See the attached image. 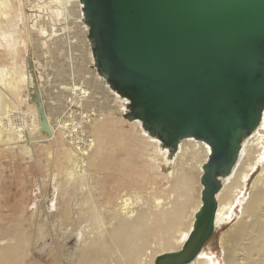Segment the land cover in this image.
I'll use <instances>...</instances> for the list:
<instances>
[{"label": "bare ground", "instance_id": "bare-ground-1", "mask_svg": "<svg viewBox=\"0 0 264 264\" xmlns=\"http://www.w3.org/2000/svg\"><path fill=\"white\" fill-rule=\"evenodd\" d=\"M74 1L80 10L69 6L72 0L45 3L54 16H40L37 32L50 39L58 37L59 29L48 26L49 20H65L66 6L75 11L74 16L81 17L76 24L84 28L83 5L80 0ZM20 4L21 0H0V153L26 154L40 161L35 157L40 151L36 144H45L48 162L59 160L64 180L56 183L52 197L43 194L37 208L40 222L36 224L28 217L25 206H8L9 202L0 198V264H42L35 262L39 260L36 250L42 249V243L48 251L47 264H65L63 243L58 237L62 234L78 236L73 264H155L160 254L181 249L202 204L201 176L210 146L195 138H185L170 159L169 150L157 138H146L148 133L140 120H130L131 129L115 137L137 143V157L144 154L140 168L137 166L136 173L126 164L113 169L115 151L108 146L107 135L118 122L114 113L118 112L123 119L128 101L95 69L97 79H87L83 74V81L64 87L67 95L62 108H57V120L47 118L33 74L37 63L29 57L27 75L19 70ZM64 28L70 35L72 27ZM46 43L43 41V46ZM89 51L94 62L91 44ZM72 77L76 79L74 73ZM26 110L32 113V120ZM140 134L146 135V139ZM147 140L152 145H147ZM105 168L111 172L106 173ZM258 168L260 172L248 191L249 180ZM116 176L120 182L109 184V179ZM96 179H100L99 183L104 179V186L95 184ZM49 200L51 205L47 206ZM74 202L78 206L76 212ZM217 202L215 230L235 219L221 236L223 259L204 245L189 264H264V113L258 129L244 140L232 173L223 179ZM8 210L17 212L7 216ZM34 228L39 235L32 239ZM50 239L52 244L48 247Z\"/></svg>", "mask_w": 264, "mask_h": 264}, {"label": "water", "instance_id": "water-1", "mask_svg": "<svg viewBox=\"0 0 264 264\" xmlns=\"http://www.w3.org/2000/svg\"><path fill=\"white\" fill-rule=\"evenodd\" d=\"M94 68L173 158L195 138L211 152L202 204L181 249L189 264L215 231L217 195L264 113V0H80ZM44 123V122H43Z\"/></svg>", "mask_w": 264, "mask_h": 264}, {"label": "rangeland", "instance_id": "rangeland-1", "mask_svg": "<svg viewBox=\"0 0 264 264\" xmlns=\"http://www.w3.org/2000/svg\"><path fill=\"white\" fill-rule=\"evenodd\" d=\"M45 3L50 5V0H21V21L19 20L17 30L20 32V38L22 39L19 45V56L17 59L19 70L22 75H27L29 57H32V59L35 61V65L37 63L33 74L39 86L42 106L44 108L46 117L48 118L49 116L52 121H56L58 117L57 108L60 106L62 108V101L67 95V91L64 87L71 86L76 83L78 84V80H84V75H87V79L90 80L92 77L93 79H97V76L96 73H94V62L91 59V54L89 51L90 42L87 36L88 26L85 24L84 28H80L76 22H80L82 20L81 17L78 15L74 16L73 14L75 11L70 10V7H73L71 4L80 10V6H77V1L72 0V2L69 3L70 7H65L66 14L68 15L65 20H56L55 17H53L55 18V23H52V21L49 20L50 23L48 26H54L59 29L58 37L51 39L50 36H44L36 30L40 16L44 19H51L53 15L52 10H50ZM15 5L17 6L16 3ZM38 5H43L44 8L37 9ZM51 5L53 8L56 7V4ZM67 25L72 27L70 35L64 28ZM43 41H47L45 46H43ZM23 68L24 70H22ZM73 73L76 77L75 80L72 77ZM69 93L70 92H68V95ZM71 96L72 93L70 94L69 98ZM106 98L108 100V94L106 95ZM54 105L56 108H54ZM114 105H116V102ZM25 106L27 107L26 104ZM39 106L41 107V104H39ZM87 111H89V109H87ZM24 112L26 114L30 111L26 110ZM78 112L80 111L76 110V113ZM117 113L118 112L114 113L115 118L118 120L116 128H114V130L109 135H107L109 140L108 146L114 148L115 151L113 159L116 166H114L113 169L117 170L121 164H126L127 168L132 169V171L136 173V171H138L137 166L140 168V157H143L144 154L140 155V157H137V143L134 141H125L119 138L116 140L115 135H122L126 130H130L132 126L131 123H129L130 120H128L125 116H123L122 119L121 115ZM31 115L32 113L30 116ZM32 119L33 118L31 116L30 120ZM124 119H127V122ZM38 120H40L42 124V118L39 117ZM126 135L131 136V133L126 132ZM146 135H141L143 136L142 139L149 138L148 140H153L149 134ZM148 140L146 141V144L152 145V143ZM117 141H121V143ZM36 146H40V151H38L37 156L35 157H39L41 162L37 161L35 158L29 157L26 154L23 156L13 152L7 153V151L0 153V198L2 197L1 199L7 200V202H9L6 203L8 206L14 203H20L22 207L25 206L28 217H31L32 222L35 224L40 222L39 209L37 208L39 207L38 204H40L41 200L43 199V194L46 193L52 197L53 188L56 183H58V181L64 180L59 160L56 159L49 163L48 159L46 158L47 152L45 151V144L42 146V144L37 143ZM144 151L145 150H142V152ZM259 168L257 169L258 171H255V173L252 175L251 180H249L248 191L251 189L253 181L257 178L260 172ZM110 170L111 169H108L107 171V168H105L106 173L111 172ZM116 179L121 180L118 176H116L113 179H109V184H111V182L112 184L120 182ZM99 181L100 179H96L94 183H98V186L100 187L103 185V181L105 180L103 179L100 183ZM48 205H51L50 200L47 203V206ZM60 205L61 201H58V206ZM75 206L78 208L77 202L76 204L75 202L73 203V209L75 210L74 212H76ZM43 208L44 207H42V209ZM16 212L15 210L12 212L8 210L6 211V215L8 216L10 213L12 214ZM4 215L5 213L2 214V216ZM60 222L61 221H58V223ZM234 222L235 219L230 220L228 223L224 224V226L216 229L205 244V248H207L206 250L213 252V255H218L219 259L221 260L223 259L224 255V250L221 246V236L227 230H229ZM58 232H60V229ZM38 233L39 230L34 228L32 239H34L35 236L37 237V235H39ZM58 237L60 243H63V246L61 247V253L65 264H73V260H75L73 254L77 247L76 244H78V236H76V234H72L70 237H68L67 234H62ZM51 244L52 243L50 239L47 246L49 247ZM36 253L38 257L37 259H39L38 261H35L36 263H39L40 261H42V264L49 263V258L47 256L48 251L43 243L42 249H37ZM58 260H60V258H58Z\"/></svg>", "mask_w": 264, "mask_h": 264}]
</instances>
